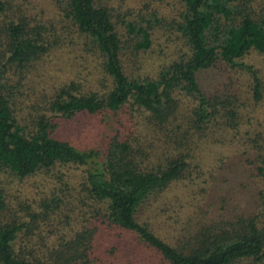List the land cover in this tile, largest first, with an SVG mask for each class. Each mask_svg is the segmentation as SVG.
Listing matches in <instances>:
<instances>
[{"label": "trees", "instance_id": "1", "mask_svg": "<svg viewBox=\"0 0 264 264\" xmlns=\"http://www.w3.org/2000/svg\"><path fill=\"white\" fill-rule=\"evenodd\" d=\"M113 1L0 0V179L53 175L20 209L0 180V264H264V0ZM173 37L154 74L125 70ZM126 105L141 122L117 126ZM95 114L99 145L63 132ZM182 179L200 196L167 237L142 207Z\"/></svg>", "mask_w": 264, "mask_h": 264}, {"label": "rangeland", "instance_id": "2", "mask_svg": "<svg viewBox=\"0 0 264 264\" xmlns=\"http://www.w3.org/2000/svg\"><path fill=\"white\" fill-rule=\"evenodd\" d=\"M39 4L42 5L44 8H49L51 4V0H38ZM128 4L131 5L133 2L130 0H127ZM113 3H118V0H114ZM38 9V7H36ZM32 10V8L30 7ZM161 10H164L163 7H160ZM161 41V38L159 39ZM179 40L173 37L172 41L169 43L170 48L165 49L162 47L161 50L158 48H155L157 43H153V46H151V49L146 50V51H140V52H135L132 53L131 50L128 48H125L124 51V57L126 62V66L124 67L125 70L129 73L132 74H138L141 73L143 74H154L156 68L160 65V63L163 62V56L164 54L170 55L173 53L176 54L178 49L181 46H174L175 44H178ZM173 45V46H172ZM164 50V51H163ZM66 52V50H65ZM70 55H73L72 51L68 52L67 55L62 53L61 57L58 56H53L52 57V64H51V69H54L55 67L58 66V70L53 72L58 73L60 77H62L65 74V70L72 71L71 69H68L72 66L67 65L66 63L68 61H71ZM252 56L255 57V61H260L259 66L264 72V67L262 68V62L264 58L260 55L252 54ZM67 65V66H66ZM89 65H93V61L89 60ZM67 67V68H66ZM60 68V69H59ZM98 73V72H95ZM47 75H45L43 78L45 80ZM99 89L102 88V85H100L98 82L95 87ZM108 85H105L103 87H107ZM110 119L114 121V124L117 126H120V123L118 122L120 120H125L127 118L133 120L136 123V120H139L138 114L135 112L134 109H132L131 106L127 107V105L122 109V111L118 112L117 116H113L112 113L109 114ZM101 116L99 114H95L94 116H83L80 119H83V121L78 122L79 120H76L77 123L74 124L73 122L71 123H65L63 124V132H65L67 135H69L70 138H72L77 144H86V146L89 145H95L98 142H95L94 139L90 136L91 133H93V137L95 140L100 141L104 137V133H99L98 136V131L99 127L101 125ZM106 116L102 117V119H105ZM87 120V122H86ZM108 120V118L106 119ZM86 122V123H85ZM141 122V121H140ZM109 130H111L109 128ZM106 131V129H104ZM142 132V131H141ZM106 136L111 135L113 132L109 131L107 132ZM144 136V135H141ZM98 137V138H97ZM105 141V140H104ZM102 141V143H104ZM99 145V144H97ZM229 153V152H228ZM66 173L68 175L73 174L74 176L77 173V169L75 168H67L65 169ZM37 173L36 175L29 176L22 181L11 179V178H6L3 175L1 176L2 180L0 183L2 184L4 188V198L6 199L8 206L15 207L17 209H20L21 207L18 206L19 204H28L32 203L33 204V199L38 200V198L41 197L43 194L42 191H47L44 190L47 187L50 186L51 181H53V175L50 174L48 176V179L46 177H41L42 174ZM39 177L42 178V180H39ZM255 185V184H254ZM254 185L252 188H254ZM173 187L170 188L168 191H166L162 196H160L158 199H150L148 203H145L144 206L142 207V216L140 217H148L152 223H155V227L159 230L158 233L162 235H166V231H168L170 234H172L171 228H170V223H173L174 217H179L181 215V212H178L179 210H174L175 204L183 200V197H185L184 201H188V199L191 201H188V204H191L192 202H196V198L200 196L199 193L200 191L197 189L198 186H193L189 185L186 183L184 179L181 181H177L172 185ZM225 187H229V184H225ZM230 188V187H229ZM231 189V188H230ZM249 190L244 189L238 197L240 198V203H243L245 199L248 198L249 196ZM235 193L233 192V195ZM203 196V195H202ZM180 199V200H179ZM33 206V205H32ZM36 206V205H35ZM22 207H24L22 205ZM25 208L20 210L21 214H25ZM157 223H160L157 225ZM70 224L73 225V222L71 221ZM157 225V226H156ZM115 231L113 230L112 237H115ZM100 236H105L104 233H100ZM167 236V235H166ZM169 237V236H167ZM116 238V237H115ZM106 239V237H105ZM114 239V238H113ZM115 240V239H114ZM113 240V241H114ZM95 245L97 246V250L99 252H102L104 248L106 247V244L103 243L101 240L96 241ZM97 251V252H98Z\"/></svg>", "mask_w": 264, "mask_h": 264}]
</instances>
